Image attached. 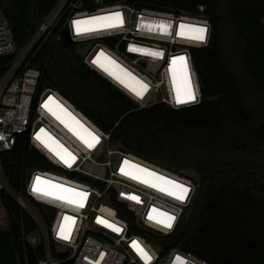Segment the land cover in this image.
<instances>
[{
	"label": "built area",
	"instance_id": "built-area-1",
	"mask_svg": "<svg viewBox=\"0 0 264 264\" xmlns=\"http://www.w3.org/2000/svg\"><path fill=\"white\" fill-rule=\"evenodd\" d=\"M204 6L192 13L130 0H57L20 47L0 2V155L19 145L24 152L21 188L11 183L0 157V190L13 196L37 223L36 230L23 231L17 239L36 244L38 236L42 237L45 255L39 264H213L181 247L182 241L172 244L166 239L188 222L199 191L198 178L176 166L170 169L169 163L145 157L114 140L112 131L119 121L111 130L102 128L58 88L47 85L39 67L30 65L49 36L54 34L61 40L69 35L77 44L76 52L84 55V65L118 88L133 109L199 105L205 97L194 49L208 47L213 35ZM117 12L123 22L112 27H101L90 20ZM77 20L85 22L82 28L91 30L77 32ZM181 25L186 27L181 29ZM187 26L205 28V38L196 39ZM181 31L185 34L180 35ZM181 56L195 99L178 103L171 73L175 70L181 77L182 62L173 64V58ZM139 91H143L142 96L137 95ZM37 134L47 143L37 139ZM31 153L34 162L46 165H27V154ZM37 178L47 182L41 183L42 188L58 195L34 191ZM168 181L189 188L184 200L165 190L171 188ZM79 192L87 193L83 207L59 198L79 199L75 196ZM42 203L55 207L52 217ZM188 205L191 209L184 222L181 217ZM162 214L175 218L170 228L160 223L167 219ZM62 227L67 239L60 234ZM134 242L150 260L138 253ZM52 247L62 256L55 255Z\"/></svg>",
	"mask_w": 264,
	"mask_h": 264
},
{
	"label": "trees",
	"instance_id": "trees-1",
	"mask_svg": "<svg viewBox=\"0 0 264 264\" xmlns=\"http://www.w3.org/2000/svg\"><path fill=\"white\" fill-rule=\"evenodd\" d=\"M57 0H0L19 46L35 32ZM140 5L205 14L215 51L195 48L204 101L171 109H133L103 76L75 58L77 44L49 36L30 65L114 140L151 159L198 173V195L189 220L166 237L188 238L186 250L213 264H264V184L225 178L232 163L264 162V0H130ZM128 113L124 114L125 112ZM27 154V165L45 166ZM11 183L21 188L23 146L2 152ZM37 229L31 215L0 190V264H39L44 241L17 239ZM12 237H15L12 240ZM55 255H60L52 247ZM59 264H71L69 261Z\"/></svg>",
	"mask_w": 264,
	"mask_h": 264
},
{
	"label": "snow or ice",
	"instance_id": "snow-or-ice-1",
	"mask_svg": "<svg viewBox=\"0 0 264 264\" xmlns=\"http://www.w3.org/2000/svg\"><path fill=\"white\" fill-rule=\"evenodd\" d=\"M90 20L92 22H97L99 24V26L101 27H112L115 26L116 23H122V19L120 16V13H112L109 16H105V17H91ZM85 23L82 21H74V24L76 25L77 28V32H81V31H90L91 28H82L81 25ZM186 26L185 25H181V29H184ZM188 28L191 29L192 33L195 35V38L198 40H203L204 34L206 29L203 27H195V26H187ZM180 35H184L185 33L183 31H181L179 33ZM152 55H156V56H160L162 55V53L159 52H153L151 53ZM177 61H181L182 62V75H181V83L178 84L177 86V95H176V99L178 103H183L186 101H191L195 99V95L193 92V88H192V84H191V80L189 78L188 72H187V65L185 62V58L184 57H174L173 58V64L175 65ZM147 86H145L146 88ZM137 95L142 96L143 95V91H139L137 92ZM51 99V98H50ZM48 105H45V107H47ZM44 130L41 129V133H43ZM0 139H2V137H0ZM37 139H41L42 142L47 143L46 140H43L40 134H37ZM50 139V138H49ZM94 139H98V138H94ZM87 142V141H86ZM90 147H92V144H89ZM58 155L60 153H57ZM70 155V154H69ZM62 159H64L63 156H61ZM66 163H68L67 160H65ZM143 171V170H142ZM41 183H47V182H41L40 178H37L36 184H34L33 186V190L34 191H42L47 195H58L57 192L52 191L50 188H42L41 187ZM168 184L171 185L170 189H165L167 191L170 192V194L175 195L178 199L180 200H184L187 196V193L189 192V188L186 187L183 184L177 183L175 181H168ZM53 188H60L61 186L59 185H54L52 186ZM64 191H73V190H69V189H65ZM76 197H79V199H75L73 197H68V196H59V198L61 199H67L69 200V202L71 203H77L79 204L81 207H83V201L84 198L87 197V193H83V192H79V193H75ZM162 215H166L167 214H162ZM65 219H70L68 217H66ZM175 218L172 216H167L166 220H161L160 223L165 224L167 227H171L172 226V221ZM111 226V225H110ZM117 231H119V229H116ZM65 239L68 238V234L65 232L64 228H61V233H60ZM134 247L137 248L138 253L146 260H150L151 257L148 255V253L142 248L140 247L138 244H135L134 242ZM178 260H181L182 258H177Z\"/></svg>",
	"mask_w": 264,
	"mask_h": 264
},
{
	"label": "flooded vegetation",
	"instance_id": "flooded-vegetation-1",
	"mask_svg": "<svg viewBox=\"0 0 264 264\" xmlns=\"http://www.w3.org/2000/svg\"><path fill=\"white\" fill-rule=\"evenodd\" d=\"M259 171H264V162L251 161L245 169L241 168L239 163L233 162L231 169L225 173V178L230 180L252 179L255 184H264V173L262 175Z\"/></svg>",
	"mask_w": 264,
	"mask_h": 264
},
{
	"label": "water",
	"instance_id": "water-1",
	"mask_svg": "<svg viewBox=\"0 0 264 264\" xmlns=\"http://www.w3.org/2000/svg\"><path fill=\"white\" fill-rule=\"evenodd\" d=\"M204 9L206 10L207 9V6L205 5L204 6ZM67 40L69 43H72V39L69 37V35L67 36ZM208 48L211 50V51H215V43H214V36L212 35L211 37V40H210V43H209V46ZM75 58L76 60L81 63V64H85V58H84V55H82L80 52H75ZM47 85H51L50 82H47ZM114 91L117 93V94H120V95H123V93L118 89V88H114ZM202 94L204 97H206L205 95V90H204V87L202 86ZM168 167L170 169H172L174 167V165L170 164L168 165ZM43 207L45 208V210L47 211L48 215L50 217L53 216L54 212H55V207L50 205V204H47V203H42ZM191 209V205H188L186 206L183 214H182V217H181V220L182 221H186L187 220V212ZM187 242H188V238H185L182 242H181V247H186L187 245Z\"/></svg>",
	"mask_w": 264,
	"mask_h": 264
},
{
	"label": "rangeland",
	"instance_id": "rangeland-1",
	"mask_svg": "<svg viewBox=\"0 0 264 264\" xmlns=\"http://www.w3.org/2000/svg\"><path fill=\"white\" fill-rule=\"evenodd\" d=\"M21 47V46H20ZM45 82H47V81H45ZM176 85H178V84H176ZM251 162V161H250ZM250 162H248V163H250ZM259 162V161H258ZM238 163L240 164V167L241 168H248V165L249 164H243L241 161H238ZM184 170H186L187 172H189V173H191V174H193V175H195L197 178H198V173H196V171H194V170H191V169H189V168H187V167H185V168H183ZM262 175H263V173H264V171L263 172H261V171H259ZM50 219V218H49ZM41 240H43L42 239V237H40V236H38V243L41 241Z\"/></svg>",
	"mask_w": 264,
	"mask_h": 264
},
{
	"label": "bare ground",
	"instance_id": "bare-ground-1",
	"mask_svg": "<svg viewBox=\"0 0 264 264\" xmlns=\"http://www.w3.org/2000/svg\"><path fill=\"white\" fill-rule=\"evenodd\" d=\"M114 74H115V76H117L116 73H114ZM171 74H172L171 76H172V80H173V87H174L175 92H177V86L178 85H176V84L181 83V77H180L179 73L176 72L175 70H173V73H171Z\"/></svg>",
	"mask_w": 264,
	"mask_h": 264
}]
</instances>
